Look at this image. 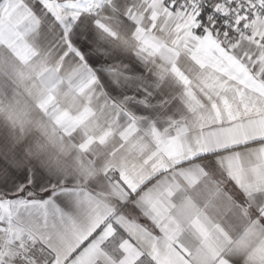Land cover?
I'll return each instance as SVG.
<instances>
[{
	"label": "snow or ice",
	"instance_id": "obj_1",
	"mask_svg": "<svg viewBox=\"0 0 264 264\" xmlns=\"http://www.w3.org/2000/svg\"><path fill=\"white\" fill-rule=\"evenodd\" d=\"M113 25L163 128L102 91ZM0 125V264H264V0H0Z\"/></svg>",
	"mask_w": 264,
	"mask_h": 264
},
{
	"label": "crops",
	"instance_id": "obj_2",
	"mask_svg": "<svg viewBox=\"0 0 264 264\" xmlns=\"http://www.w3.org/2000/svg\"><path fill=\"white\" fill-rule=\"evenodd\" d=\"M115 35L101 40L104 49L120 52L115 60L90 63V66L100 77L102 91L111 102L121 106L123 110L137 121L141 132L152 126L163 128L169 120L178 118L181 114L179 102L180 86L171 76H161L153 64L138 57L131 49V37L128 29L113 25ZM127 39V47L119 46ZM110 84L116 92H110L106 85ZM118 93V94H117ZM128 123L126 116L123 121ZM7 134V129L0 125V137ZM15 190H13V193Z\"/></svg>",
	"mask_w": 264,
	"mask_h": 264
}]
</instances>
